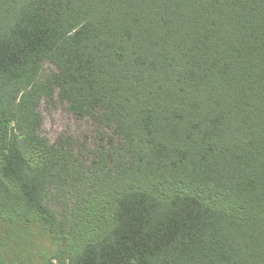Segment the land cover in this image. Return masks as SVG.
Masks as SVG:
<instances>
[{"label": "trees", "instance_id": "16d2710c", "mask_svg": "<svg viewBox=\"0 0 264 264\" xmlns=\"http://www.w3.org/2000/svg\"><path fill=\"white\" fill-rule=\"evenodd\" d=\"M35 226L41 264H264V0H0V246Z\"/></svg>", "mask_w": 264, "mask_h": 264}, {"label": "rangeland", "instance_id": "374dc122", "mask_svg": "<svg viewBox=\"0 0 264 264\" xmlns=\"http://www.w3.org/2000/svg\"><path fill=\"white\" fill-rule=\"evenodd\" d=\"M47 72L53 71L52 67H46ZM43 119L42 134L51 142H56L61 138L68 137L71 134H76L78 139L84 136H92V128L87 122H78L68 112L66 105L58 100L57 97L45 101L40 109ZM33 234L30 236V246L34 249L27 250L21 254H15L9 248L0 246V251H4L6 256L13 258L14 262L27 260L30 264H41L44 258L41 256L42 251L50 252L52 249V240L50 235L46 233L41 227L35 226L32 230ZM34 234H38L34 236Z\"/></svg>", "mask_w": 264, "mask_h": 264}]
</instances>
